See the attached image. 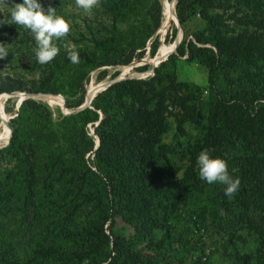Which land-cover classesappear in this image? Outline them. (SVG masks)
<instances>
[{"label": "trees", "instance_id": "obj_1", "mask_svg": "<svg viewBox=\"0 0 264 264\" xmlns=\"http://www.w3.org/2000/svg\"><path fill=\"white\" fill-rule=\"evenodd\" d=\"M22 2L23 0H0V20L7 21L0 24V43L9 52L7 57L0 59V92L56 94L62 92L59 84L57 86V79L72 65L78 66L80 70L87 66L98 68L128 65L133 59L140 58L142 53L135 54L138 46H134L133 40L127 42L125 38L128 35L131 38L130 34L136 30L143 32L146 37L154 32V36L163 19V6L162 3L160 6L158 0H99L91 13H86L79 7L77 18L81 25L76 26L74 23L73 26L70 25L66 36L54 38L53 44L59 49L58 55L49 63L41 65L34 52L37 47L34 34L11 19L14 4ZM37 2L45 11L49 6L55 8L56 15L65 20V4H76L75 0ZM197 6L200 7L198 14L205 21L206 27H223L225 21L233 20L235 26L257 29L264 33V0H177V17L181 26L195 14ZM212 8L223 12L210 14L209 10ZM231 9L233 11L225 17V13ZM195 40L197 43L202 42L199 36ZM233 43V53L225 67H228L230 75L233 74V87L241 89L225 96L214 87L209 88L207 96L214 95L215 106L212 107L205 140L214 139L215 145L221 148V154L226 153L224 145L232 146L236 151L233 156L237 153L236 149L242 151L244 146L243 156L239 155L244 164L253 162L260 156L264 158V145L260 136L264 118V43L253 50L234 40ZM166 46L167 44L161 46L159 51ZM186 50L190 59H198L200 53L204 52V49L192 42L186 44L183 41L177 51L183 55ZM70 51L78 52V64H72L69 60ZM149 69L145 67L141 71L147 72ZM155 72L158 73V70ZM115 76L116 74L112 78ZM142 83L143 80L136 79L116 82L94 98L92 109L86 108L77 114L60 117L57 121L53 120L52 113L42 104L31 99L22 101L12 123L10 142L0 149V232L24 226L27 223L25 211L34 203L44 206L39 214L44 213L49 221L45 227L35 229L28 238L23 236L16 242L18 248L28 252L21 264H141L129 248L122 246L119 238L113 237L110 245V237L104 233L103 227L118 213L116 197L120 193V184L116 181L119 173L111 168L113 161L107 156L105 149L121 133L124 132L125 135L128 132L131 123L129 118L144 110L142 97L136 89ZM212 84L213 79L209 78V85ZM202 92L201 97L204 99L207 96H202ZM81 100L69 107L79 106ZM198 105L200 108L196 110L197 117L193 120L196 123L203 117L202 107L211 103L208 100ZM240 110L244 115L237 117ZM97 111L104 114L100 121ZM146 111V114L152 116L153 111L148 112L147 108ZM98 121L95 133L99 138V145L94 152V159L102 179L97 180L93 179L98 178L97 174L94 177L86 175L89 168H85V164L81 162L85 153L94 146L85 126ZM237 126L248 131L249 135L244 137L243 142L237 140ZM177 129L182 130V124ZM5 130L6 145L10 134L7 126ZM142 142L143 140L138 141L137 146H141ZM238 144L240 149L236 147ZM188 153V159L197 155L192 146ZM77 164L84 166V170L77 169ZM188 169L190 171L192 167ZM80 175L79 187L75 191L70 190L69 184ZM238 178L240 185L232 195V201L245 205L246 210L240 214L243 219L249 217L248 209L251 204L264 210V190H259L256 198L243 184L244 177L240 175ZM65 184H68L67 190L72 196L70 198L66 194L64 198L65 195L62 194ZM105 184L108 189L103 193L99 187L102 185L105 188ZM92 188L94 189L91 190ZM226 198L228 196L224 190L222 203L224 202L225 209ZM91 204L95 209L93 213L87 209ZM61 210H64V215L61 221L56 220L62 214ZM81 216L86 220L84 225L90 228L85 233L71 226ZM40 219L43 220L44 217L41 216ZM247 221V227L258 235L263 246L259 245L251 257H239L234 264H264V232H259L260 228L254 226L249 218ZM39 222L40 220L33 227H39ZM97 231L100 238L96 235ZM67 243L70 244L63 246ZM15 250L13 248L10 261L2 258L0 264H19V257L15 260ZM3 251L0 249V255ZM249 258L251 261H247Z\"/></svg>", "mask_w": 264, "mask_h": 264}, {"label": "rangeland", "instance_id": "obj_2", "mask_svg": "<svg viewBox=\"0 0 264 264\" xmlns=\"http://www.w3.org/2000/svg\"><path fill=\"white\" fill-rule=\"evenodd\" d=\"M158 1L160 6L161 3L163 6V19L158 36L153 37V32L146 37L143 32L136 30L130 34L131 38L129 35L125 38L127 42L133 40L134 46H138L135 54L142 53L140 58L133 59L128 65L98 68L87 66L83 68L84 70L81 69L83 71L78 66L72 65L57 79V86L59 84L62 92L56 94L13 92L19 95L0 92V107L4 103L6 124L11 129L16 111L19 109L17 108L19 98L31 99L42 104L52 113L53 120L57 121L60 117L68 116L69 113L81 112L79 108L85 105L91 85L99 82L103 84L105 81L108 83L114 79L112 78L114 74L115 77H126L127 75L120 70L124 67L132 69L133 66L135 72L144 75L136 77L138 78L136 80L144 81L136 86L142 97L144 110L132 115L129 118L131 123L128 132L125 135L124 132L121 133L118 139L108 143L105 149V153L113 161L111 168H115L119 173L116 181L120 184V193L116 197L118 213L103 227L104 233L110 237V245L113 237L119 238L122 246L129 248L141 264L197 262L198 264H234L239 257H251L259 245L263 246L258 235L247 227V219L249 218L254 226L260 228L259 232H264V210L262 207L255 208V205L251 204L248 209L249 217L241 219L240 214L246 210L245 205L232 201L233 196L225 199V209L222 194L226 185L219 182L209 184L202 180L197 158L201 151L207 150L212 158L224 159L228 165L229 175L233 179L243 176L245 179L243 184L256 198L259 190L261 192L264 190V158L260 156L253 162L243 164L239 155L243 156L244 146L242 151L236 149L237 153L233 156L236 151L232 146L224 145L226 153L221 154V148L215 145L214 139L205 140L215 98L211 95L202 99L201 92L205 89L209 91L211 86L225 96L239 92L241 88L233 87V74L230 75L228 67H225L233 53V40L253 50L264 43V33L257 29L235 26L233 20L225 21L223 27H206L205 21L198 14L200 7L197 6L195 14L183 26L179 23L182 35L175 51L159 62L153 75H149L155 53H158L161 46L174 42L179 33L176 21L168 14L166 8L167 5L174 8L175 0ZM232 11L233 9L226 12L225 17ZM79 12L76 4H65L64 13L69 25L73 26L74 23L76 26L81 25L77 18ZM222 12L216 8L209 10L210 14H222ZM196 36L201 38V43L196 42ZM183 41L186 44L192 42L198 48L204 49V52L200 53L198 59H190L187 50L181 55L177 49ZM164 62L165 64L162 65ZM173 63L175 65H172ZM145 67H149V71H141ZM156 69L158 73L155 72ZM209 78L213 79L212 85H209ZM103 88L104 86L98 92ZM38 95L47 96L40 99ZM79 100H81L79 106L69 107L74 106ZM208 100L211 105L202 107V119L199 123L194 122V118L197 117L196 110L200 108L198 104ZM53 105L55 107H52ZM146 108L148 112L153 111L152 116L146 114ZM97 113L100 121L104 114L101 111ZM242 114L244 115L240 110L237 117ZM98 122L88 123L85 126V131L93 140L94 146L85 153L81 162L85 164V168H89L86 175L94 177V174H97L98 178H93L97 180L102 179L94 159V152L99 145V138L95 133ZM1 123L0 115V126ZM179 124H182V130L177 129ZM239 127L237 126L236 129L237 140L243 142L244 137L249 134L247 130ZM4 133L6 137V130ZM260 136L264 145V118ZM142 140L141 146H137L136 143ZM191 146L195 148L197 155L188 159L190 156L188 150ZM236 147L239 148V144ZM190 166L192 169L189 171ZM76 167L84 170V166L80 164ZM81 176L69 184L70 190L75 191L79 187ZM67 188L68 184H65L62 194L70 198L72 196ZM99 188L103 193L108 189L106 184L105 188L102 185ZM87 209L92 213L95 211L93 204ZM43 210V205L34 203L28 211H25L27 223L24 226L0 232V249L4 250L2 256L0 255V262L2 258L7 262L10 261L13 257V248H16L15 260L19 257L18 261L21 264L28 252L18 248L16 242L23 236L28 238L35 229L47 225L49 218L45 217L44 213L39 214ZM63 211L61 210L62 214L56 217V220L61 221ZM41 216L44 217L43 220L40 219ZM38 220H40L39 227H33ZM84 221L86 220L81 216L76 218L71 226L85 233L90 228L84 225ZM96 235L100 238L98 231ZM247 261H251V258Z\"/></svg>", "mask_w": 264, "mask_h": 264}, {"label": "clouds", "instance_id": "obj_3", "mask_svg": "<svg viewBox=\"0 0 264 264\" xmlns=\"http://www.w3.org/2000/svg\"><path fill=\"white\" fill-rule=\"evenodd\" d=\"M78 7L86 13L98 5L99 0H75ZM11 19L16 24L31 30L34 34L37 47L34 49L39 64L49 63L58 55L59 49L53 44V39H60L70 31L68 22L56 15L55 8L49 6L47 11L37 0H23L22 3L14 4L11 10ZM7 23L0 20V24ZM9 54L3 43H0V59ZM68 58L72 64L80 62L77 51H70ZM199 175L202 180L209 184L219 182L226 185L225 195L231 197L239 188V178L233 179L228 172V165L224 159L212 158L207 150L201 151L197 158Z\"/></svg>", "mask_w": 264, "mask_h": 264}, {"label": "bare ground", "instance_id": "obj_4", "mask_svg": "<svg viewBox=\"0 0 264 264\" xmlns=\"http://www.w3.org/2000/svg\"><path fill=\"white\" fill-rule=\"evenodd\" d=\"M161 1V0H160ZM175 3H176V0H175ZM167 11H168V14L176 21L177 23V26H178V29H179V33H178V38L172 42L171 44L167 45L166 47L162 48L154 57L152 63H151V66H152V71L149 75H153V71L155 69V67L159 64V62H161L162 60H164V58L168 55H170L171 53H173L175 51V48L176 46L178 45L180 39H181V35H182V32H181V29H180V26L178 25V21L175 17L176 15V10H175V4H174V8H170L168 5H167ZM159 34V30L157 31L156 33V36H158ZM166 59V58H165ZM121 73L127 75V76H130V78L132 77H141V76H144L142 75L141 73H138V72H135L133 69H130L128 67H124L123 69L120 70ZM119 79V77H115V80ZM113 81V79L110 80V82L106 83H97L96 85H91L88 89V92H87V95H86V102L85 103H88L92 98L93 96H95V93L98 92V90L102 87V86H106L108 84H110L111 82ZM47 96V95H41L40 96V99H44V97ZM49 96V95H48ZM57 96V95H55ZM61 97V96H60ZM63 99V98H62ZM64 103V99L62 101V104ZM4 104V103H3ZM3 104L1 105L0 107V115H1V118H2V123H1V126H0V148L3 147L4 143H5V133H4V130H5V127L7 126L8 129H9V134H10V138L8 140V142L10 141L11 137H12V131H11V128L6 124V115L4 113V110H3ZM49 105V104H48ZM63 106V105H62ZM52 107H55L54 105ZM5 146V145H4Z\"/></svg>", "mask_w": 264, "mask_h": 264}, {"label": "water", "instance_id": "obj_5", "mask_svg": "<svg viewBox=\"0 0 264 264\" xmlns=\"http://www.w3.org/2000/svg\"><path fill=\"white\" fill-rule=\"evenodd\" d=\"M176 4H177V0H176V3H175V10H176ZM175 17H176V19H177V21H178L177 12H176ZM178 25H179V21H178ZM153 37H156V34H155ZM177 46H178V45H177ZM177 46H176V47H177ZM175 49H176V48H175ZM132 69H133V67H132ZM153 72H154V71H153ZM127 79H138V78H136V77H132V78H130V77H128V76L123 77V78H119V79H117V80H115V78H114L113 81H112L110 84L106 85V87H104V88H103L101 91H99L95 96H93V98H92L88 103H85L84 106L80 107V108H79V111H82V110H84V109H86V108L92 109V107H91V104H92V103H91V102L93 101V99H94L99 93L105 91V90H106L109 86H111L112 84H114V83H116V82L123 81V80H127ZM12 95H19V94L13 93ZM40 96H41V95H38L39 98H40ZM7 98H9V97H7ZM23 100H24V99H21V98L18 99L17 108H19V106H20V104L22 103ZM71 114H73V113H69V114H67V115H71ZM101 119H103V117L100 118V120H101ZM98 123H99V122H98ZM9 142H10V141H9ZM9 142H8L5 146L1 147L0 149L6 147V146L9 144ZM97 145H98V144H97Z\"/></svg>", "mask_w": 264, "mask_h": 264}, {"label": "built area", "instance_id": "obj_6", "mask_svg": "<svg viewBox=\"0 0 264 264\" xmlns=\"http://www.w3.org/2000/svg\"><path fill=\"white\" fill-rule=\"evenodd\" d=\"M207 94H208V90H203V92H202V96H207Z\"/></svg>", "mask_w": 264, "mask_h": 264}]
</instances>
